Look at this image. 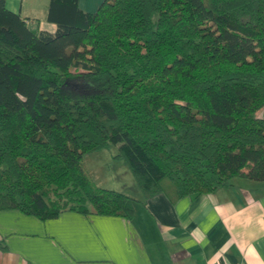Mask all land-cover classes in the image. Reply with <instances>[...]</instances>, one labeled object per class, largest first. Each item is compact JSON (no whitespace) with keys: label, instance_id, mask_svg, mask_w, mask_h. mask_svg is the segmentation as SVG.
Returning a JSON list of instances; mask_svg holds the SVG:
<instances>
[{"label":"trees","instance_id":"1","mask_svg":"<svg viewBox=\"0 0 264 264\" xmlns=\"http://www.w3.org/2000/svg\"><path fill=\"white\" fill-rule=\"evenodd\" d=\"M0 0V210L131 220L83 157L112 143L145 199L264 181V0Z\"/></svg>","mask_w":264,"mask_h":264},{"label":"crops","instance_id":"2","mask_svg":"<svg viewBox=\"0 0 264 264\" xmlns=\"http://www.w3.org/2000/svg\"><path fill=\"white\" fill-rule=\"evenodd\" d=\"M101 1L78 4L93 12ZM48 3L5 0L39 30L54 32ZM104 149L85 155L83 163L93 165ZM118 161L122 170L105 186L137 199L131 220L75 211L40 220L17 209L0 210V264H264V181L235 178L211 193L145 199Z\"/></svg>","mask_w":264,"mask_h":264},{"label":"rangeland","instance_id":"3","mask_svg":"<svg viewBox=\"0 0 264 264\" xmlns=\"http://www.w3.org/2000/svg\"><path fill=\"white\" fill-rule=\"evenodd\" d=\"M117 151V145L115 144H108L105 149L98 155L97 158L94 157H90V158H94L93 159V165H90L86 163V165L84 164V167L87 169V171L89 172V174L91 175V177L93 178L94 182L97 185H101L102 187H106L105 185H109L108 183H110L109 181V177L111 176V174L117 173L119 171L122 170L121 165L119 164L120 160L126 167H124L127 172H128V167L124 161V159L122 158H117V159H112V157L110 156L111 153L112 155H114V153ZM96 152V151H95ZM93 153V152H92ZM91 154V153H89ZM94 156V155H91ZM130 172V170H129ZM109 187V186H107ZM106 187V188H107Z\"/></svg>","mask_w":264,"mask_h":264},{"label":"built area","instance_id":"4","mask_svg":"<svg viewBox=\"0 0 264 264\" xmlns=\"http://www.w3.org/2000/svg\"><path fill=\"white\" fill-rule=\"evenodd\" d=\"M234 264H244L243 262H236V263H234Z\"/></svg>","mask_w":264,"mask_h":264}]
</instances>
